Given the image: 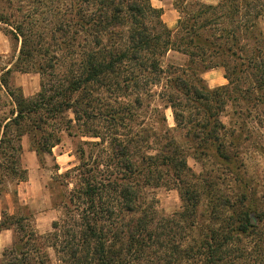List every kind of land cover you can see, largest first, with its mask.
<instances>
[{
  "label": "trees",
  "instance_id": "obj_1",
  "mask_svg": "<svg viewBox=\"0 0 264 264\" xmlns=\"http://www.w3.org/2000/svg\"><path fill=\"white\" fill-rule=\"evenodd\" d=\"M50 2V19L42 18L38 7L25 14L22 9L4 14L0 8V31L21 43L15 71L41 78L40 91L27 98L10 83L14 69L0 76V90L12 106L0 119L1 177L16 184L27 179L21 166L24 136L42 166L46 155L61 144L63 133L97 140L82 141L79 164L61 175L66 191L54 205L63 212L50 232L41 235L32 214L3 211L0 231L13 229L14 240L0 264H176L181 256L194 264H242L246 246L240 244L255 231L249 211L238 208L220 222L217 190L183 189L176 183L183 211L167 217L159 228L153 226L156 201L147 199L148 189L187 181L189 155L209 154L229 163L235 158L230 155L231 142L224 141L226 125L220 117L226 105L222 92L230 89L231 78L228 86L209 89L197 70H230L219 57L242 58L257 72L255 84L264 88V37H251L260 60L245 57L247 48L240 41L242 34L250 39L255 25L249 15L255 9L259 17L262 0L196 2L201 9L180 16L175 30L151 0ZM174 6L185 12L179 3ZM236 18L240 25L229 29L226 20ZM217 19L221 26L212 29ZM171 50L189 56L191 65H200L165 67ZM156 87H161L158 94ZM155 96L172 109L176 129L168 127L157 106L149 116L153 123L146 121ZM184 130L180 137L190 143L186 147L191 151L174 134ZM82 145L90 148L88 155ZM151 146L156 153H149ZM6 181L0 178V185ZM203 192L209 203L201 212ZM220 198V206H225L228 199ZM204 214L210 216L207 223L202 221ZM177 217L181 220L175 224ZM195 230L199 235H193ZM50 248L55 263L49 259Z\"/></svg>",
  "mask_w": 264,
  "mask_h": 264
},
{
  "label": "rangeland",
  "instance_id": "obj_2",
  "mask_svg": "<svg viewBox=\"0 0 264 264\" xmlns=\"http://www.w3.org/2000/svg\"><path fill=\"white\" fill-rule=\"evenodd\" d=\"M46 4H37L34 0H2L0 3L1 11L4 14L18 13V10L22 9V13H27L30 10L36 9L38 7L39 14L42 13L41 17L51 18L50 8L54 6L51 4L50 0H45ZM171 2L179 3L180 6L185 7V12H177L178 19L180 16L191 14L197 10L199 7L196 2L203 4H213L218 5L220 0H169ZM264 3V0H262ZM54 8V7H52ZM198 9H201L200 7ZM255 9H252L251 21L254 23L255 27L252 28V34L249 40H245V36L242 34L240 41L245 43L247 51H245L244 56L255 58L259 56V50H256L257 46L253 38L256 37L257 40L264 37V8L262 9L259 17L256 15ZM228 19V18H227ZM255 19V20H254ZM238 18L234 22H229L226 20V26L231 29L234 25H240ZM46 22V20H45ZM221 19H217L212 29H216L221 25L218 24ZM229 22V23H228ZM251 24L247 26L251 28ZM243 28V27H242ZM176 28H174L175 30ZM243 31H247L243 29ZM244 32V33H245ZM205 35L209 34L204 33ZM241 35V34H240ZM177 36V33H175ZM46 37L44 36V39ZM21 43L15 40L11 34H7L6 31H0V76L6 70L5 68L10 67L14 69L10 75V83L17 87V82L15 80L17 74H24L19 71H15V62L17 60ZM259 48V47H258ZM264 52V50H263ZM257 53V54H254ZM256 55V56H255ZM165 67L175 66L179 69L188 68L191 65V58L181 52L171 50L165 56ZM261 59H264V54L262 53ZM225 61L222 63H227L230 70H227L223 66H218L210 68L207 70H197L198 75L203 77L205 84L209 89H215L221 86H228L230 83L229 77L231 78L232 84L228 91L222 92L223 97L226 98V105L224 110H222L220 117L222 122L226 125V129L222 130L225 134V140L231 142L230 147L232 153L230 155L235 156V161L238 162L237 166L234 163V159L229 162H225L218 156L209 155L205 158H196L193 155H189L187 162L190 170L188 171L189 176L186 182L179 184L177 180L173 181V184L169 186H161L157 188L148 189V201H156V209L158 214L154 220L155 227L161 228L166 223L167 217H175V214L183 211L184 202L181 196V191L178 185L184 187L183 189H197L205 190L209 192H214L217 190L215 203L219 208L220 222L224 217L231 215L238 208L250 212V218L255 231H252L249 237H243L241 246H246L244 257H241L242 264H264V88H258L259 84H255L254 81L256 76V71L248 67V63L244 62V59H237L226 56L219 57L218 61ZM257 60H260L257 59ZM198 61V60H196ZM200 62V61H199ZM201 63V62H200ZM202 64V63H201ZM197 65H191L193 68H197ZM201 68V66H200ZM191 70V69H190ZM189 70V71H190ZM34 73L30 72L29 74ZM38 74V73H37ZM15 76V78H14ZM157 94L161 91V87L154 88ZM159 107L167 118V125L171 129H176L177 124L174 119L173 111L170 107H164L160 102L158 96L152 100L149 112L146 113V121L149 123V116L152 114L154 107ZM12 109L11 100L5 91L0 90V119L8 116L9 111ZM153 123V121H151ZM76 132V129H74ZM174 132L175 136L178 137L179 142L186 147L190 143L182 136L180 137L179 132ZM24 143H27L28 136L23 137ZM97 139L79 137V136H69L67 133L62 134V142L53 150V158H46V163L41 167L43 169L44 183L46 188V195L43 197L46 202L42 204L39 212L47 211L49 208H56L59 211V216L63 212L62 207L55 206L54 203H60L63 200V194L66 191L65 187L62 185L64 178L61 177L67 170L77 166L79 164L78 159V146H81L82 141H95ZM85 149L87 155L90 153V148L86 145H82ZM30 148V147H29ZM233 148V149H232ZM186 149H188L186 147ZM149 153H156V147L151 146ZM189 150V149H188ZM191 151V150H189ZM57 154H64L65 159L70 156V162L66 163L62 168L54 160ZM0 161H2L0 157ZM63 161V160H62ZM234 165V167L232 166ZM237 169V172L234 171ZM3 172L0 170V178L6 181V178L1 177ZM14 179V178H13ZM2 187V192L0 193V200L5 197V191H14L16 186V180H9L0 185ZM72 188V186H69ZM220 197H225L228 199L225 206H220L222 201ZM200 211H205L206 206L208 207L209 201L205 196L204 192L201 195ZM4 204L7 202L5 198L3 200ZM47 203L49 205H47ZM17 212L19 215L28 216L29 211L20 205H17ZM218 210V209H217ZM33 216V215H32ZM34 215V221H35ZM181 220L179 217L174 220V223H178ZM210 216L204 214L202 221L207 223L210 221ZM49 220H41L40 226L46 228L49 225ZM35 225L37 222L35 221ZM50 227L47 231L38 230L41 235H45L50 232ZM199 235V231L195 230L193 232L194 236ZM12 232H6L0 234V261L3 258L4 250L11 245L12 242ZM49 259L52 263L56 262V256L54 250L50 248L48 250ZM176 264H194L192 260L181 256ZM201 264V263H199Z\"/></svg>",
  "mask_w": 264,
  "mask_h": 264
},
{
  "label": "crops",
  "instance_id": "obj_3",
  "mask_svg": "<svg viewBox=\"0 0 264 264\" xmlns=\"http://www.w3.org/2000/svg\"><path fill=\"white\" fill-rule=\"evenodd\" d=\"M151 3L153 7L163 10L162 19L165 24L171 29L176 28L179 19L177 15L178 11L175 8L174 3L169 0H151ZM9 68L10 67L5 69L7 70ZM15 80L17 82V87L22 90L24 96L27 98L34 97L41 89V78L37 73L17 74ZM21 144V166L27 170V179L17 183V188H15L14 191H11V193H5L4 198L7 202L6 204L3 202L4 198L3 200H0V220L2 219L4 210H6L11 215L23 216L19 215L17 212L16 206L20 205L25 207L29 213L33 215V221L35 215V221L37 222V225H35V221L34 225L37 231L44 230L43 232H45L49 227L52 230V223L58 219L59 211L56 208H49L47 211L39 212V209H41V206H43L42 204L46 202V200L44 201L43 199V197L46 195L43 169L36 152L30 147L29 137L27 143H24L22 138ZM53 156L54 154L46 155L45 163L47 162L46 158H53ZM67 158L68 159H65L64 154H57L54 160L56 161L58 167L60 166L62 168L65 165L63 162L66 163L67 161V165L69 164L70 156ZM47 205L49 204L47 203ZM47 219L49 220V225L46 228H42L40 226L41 220ZM6 232H12V244L14 240V231L13 229H4L0 231V234Z\"/></svg>",
  "mask_w": 264,
  "mask_h": 264
}]
</instances>
